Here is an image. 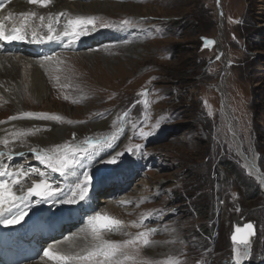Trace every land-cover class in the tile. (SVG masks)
I'll return each mask as SVG.
<instances>
[{
	"label": "rangeland",
	"instance_id": "1",
	"mask_svg": "<svg viewBox=\"0 0 264 264\" xmlns=\"http://www.w3.org/2000/svg\"><path fill=\"white\" fill-rule=\"evenodd\" d=\"M95 1L121 6L93 15L102 35L115 23L118 37L112 32L111 41L104 43V37L93 49L38 56L41 62L55 58L47 95H22L20 103L24 110L50 113L59 117L54 121L71 127L112 116L113 132L68 139L63 145L71 148H85V141H105L101 146H106L110 141L105 138L120 132L123 119L129 128L107 156L84 162L69 183L68 190L89 172L84 200L76 195L77 203L63 202V210L49 214L43 213L48 204L39 202L27 220L35 227L41 217L63 218L91 201L97 205L92 210L96 215L109 203L101 197L113 195L114 206L122 211L113 219L122 221V232L101 233L123 241L155 229L148 233L147 245L142 238L136 245V257L147 264H234L230 232L235 221H252L255 228L241 264H264V0L82 2ZM205 40L213 43L205 46ZM74 52L76 56L70 55ZM9 103L0 96L2 119L9 114ZM144 133L151 135L145 138ZM135 145L142 147L137 150ZM117 153L123 155L108 163ZM246 157L255 160V174L248 172ZM20 162L51 176L52 186L60 188L61 173L35 157ZM84 214L73 225L92 229V217ZM107 216H112L109 211ZM60 235L42 236L37 248H51L48 240ZM239 248L245 252L244 246ZM94 249L66 254L73 259L54 264H93L75 257Z\"/></svg>",
	"mask_w": 264,
	"mask_h": 264
},
{
	"label": "bare ground",
	"instance_id": "2",
	"mask_svg": "<svg viewBox=\"0 0 264 264\" xmlns=\"http://www.w3.org/2000/svg\"><path fill=\"white\" fill-rule=\"evenodd\" d=\"M82 1L83 0H50V3L46 6H42L38 3L33 4L30 0H9L5 4V7L0 9V18L12 12L17 26H19L20 21L23 19L19 17L21 12H35L37 14L25 21V27L28 31V36L25 40L0 41V96L10 102L8 104L9 114L7 116H5L6 114L4 115L3 118L5 119L0 117V122H2L0 123V152L4 153V155L0 157V163L6 166V168H0V171L15 173L23 170L28 173L26 177L20 179L19 185L12 186V190L17 196L27 194V189L33 186L34 181L39 182L43 179L51 184V176L46 178L44 175H40V172L33 170L32 164L21 165L22 162H20V159L30 160L31 157H35V154L31 151L32 148L50 150L56 145L65 144L68 139L79 140L80 137L86 133H104L103 137H105L116 128L112 125V116L92 122L84 127H71L69 124L63 122L57 123L54 120H39L23 116L25 112L35 111L23 109L20 103V97L22 95L26 97L35 96L38 99H42L48 92L49 86L47 85V80L50 78L53 68V59L55 58L48 60L43 58L44 61L41 62L37 60L41 59L37 58L38 56L55 52V55L59 57L58 55H63L64 52H71L77 49H93L99 47V45H101L100 43H103L105 40L111 41L108 38L114 37V39H116L118 37L117 28L119 27H117L115 23H112L111 26L108 27V30H106L107 32H104L103 35L96 27L94 29H96L97 32H92V26L89 25V33L80 37V39L75 42H70V38L66 37H62L59 40H44L39 43L33 41L31 36V31L33 29L37 31L38 36H46L48 34L47 25L51 23L52 27L55 29L52 34L55 36L64 31L69 19H76L77 17L94 19L96 18L93 16L95 14L114 12L121 7L117 2L115 4L113 3L114 5L110 4L111 6L107 4V6L101 1H95L91 5H83L84 3ZM40 16L44 17L43 22L39 19ZM94 22H96L95 19ZM5 23L8 28H11L13 21H5ZM112 32L115 34L113 37L110 35ZM104 37L105 39H103V42L98 41ZM219 51L220 53L222 52L221 48ZM70 55L76 56L77 53L74 52ZM26 60L30 61V63L28 62V64ZM13 116H15L16 119L9 120V117ZM128 128L127 119H123L120 126L121 133L118 131L119 133L113 136V139L110 141L111 144L109 143L104 147L98 146L95 149H90V153L86 156H76V159H79L80 163L69 165V167L61 173V184L59 186L62 192L50 198L48 202L41 199L36 200L35 196L29 197L27 201L22 203L19 201L8 202V198H0V208L11 209V211L3 212L2 215H0V219H10L13 214L21 210L26 212L24 220L18 224L8 225L0 223V264H54V261L57 260L44 257L43 250L37 248L36 241L41 239L42 236H49L51 233L56 232L61 235L47 242V244H54L52 246L53 248H49L52 252L55 248V253L60 255H66L72 252H78L79 254L84 248L86 250L88 247H96L98 241L92 229L89 228L87 224H81L79 226L73 225V223L76 224L81 212H84V215H90L92 218L95 216L92 210L97 205L92 203V201L84 204V206L78 207V213L69 211L63 218L58 216L47 221V219L41 217L36 220L37 223L35 227L27 218L33 214L34 206L35 204H39V202L48 204V207L43 209V213L49 214L52 210L54 213H57L60 209L63 210L62 201H67L73 196L77 183L72 184L69 190L68 185L76 177L81 167L85 164L84 162H98L107 156L121 140ZM13 133H23L24 135L13 139ZM4 139L9 140L7 146L3 144ZM10 151L13 154L11 160L7 158ZM16 153H23V155H17ZM244 163L248 172L253 174L256 173V162L254 159L246 157ZM13 178L16 177L9 175L0 176V180L8 179L9 182H11ZM96 186L100 188L99 185L96 184ZM94 193H96L95 190ZM77 198L76 196L75 199ZM101 198V200L109 203L106 208L96 212V214L107 216V212L109 211V214L112 215L109 217H120L119 213L122 211L120 207L114 206L112 201L114 196H103ZM123 198L126 199V197L123 196L120 200ZM77 201L79 200L77 199ZM121 202L127 203L128 201L124 200ZM12 203H16L17 207L12 208ZM127 228L130 231L132 226L128 225ZM144 231L145 230H143V232ZM101 232L104 231L101 230ZM121 232V230H118L117 235L120 236ZM101 235L107 240L112 238L109 237L107 233H101ZM239 246L240 245H234V248L243 254ZM89 252L84 253V255H87ZM151 259L153 260L154 258ZM243 260L244 258L242 261ZM129 261L135 264H141L140 261H143L142 264H147V262H145L146 259L136 256L134 260Z\"/></svg>",
	"mask_w": 264,
	"mask_h": 264
},
{
	"label": "snow or ice",
	"instance_id": "3",
	"mask_svg": "<svg viewBox=\"0 0 264 264\" xmlns=\"http://www.w3.org/2000/svg\"><path fill=\"white\" fill-rule=\"evenodd\" d=\"M33 4H40L42 6H46L50 3V0H30ZM5 7V0H0V9ZM37 14L35 12H21L19 17L23 19L20 21L19 26L14 21V15L12 12H9L8 15L0 18V41H19L25 40L28 36V31L25 27V21L30 17H34ZM39 19L41 22L44 21V17L40 16ZM5 21H13L11 28H8ZM91 25L92 28H95V22L93 18H84L77 17L76 19H69L67 21V25L62 33L59 35H53L52 33L55 29L52 27V24L49 23L47 25L48 34L46 36H38V33L35 29L31 31V36L34 42H41L44 40H53V39H61L62 37L70 38V42H75L79 40L80 37L87 35L89 33L88 26ZM205 46L213 43L212 40H205ZM46 60L51 59V57H45ZM219 59V57H217ZM67 99V97H65ZM211 114V113H209ZM24 117L35 118L39 120H55L59 119V117L50 116L47 113L43 112H25L23 113ZM16 117H9V120H15ZM2 123V122H0ZM24 135L13 133V139L19 138V136ZM145 138H147L151 133H144ZM107 141H111L113 137L105 138ZM105 143V141H85L87 147L85 148H71L68 145H56L54 148L50 150L32 148V153L35 154L36 160L43 163L48 169L55 173H63L65 169L72 164H79L80 160L76 159V155H84L89 152L90 149H95L98 146H101ZM4 145L9 144L8 139L3 140ZM142 146L135 145V148L139 150ZM132 148L128 149V152H132ZM69 153H72V157H69ZM17 155H23V153H16ZM4 153L0 152V157H2ZM123 153H117L113 156L108 163H116L117 160ZM9 160L13 158V154L9 153ZM0 168H6L5 165L0 163ZM14 176L16 178L11 179L9 182L8 179L0 180V198H8V202L19 201L24 202L29 199L31 196L39 197L41 200L48 202V200L52 197H55L57 194L61 193L62 190L59 187H53L52 184L48 183L46 180H40L39 182H33V186L27 189V194H21L17 196L13 190V185H19L20 179L26 177L28 175L27 172L20 170L15 173H8L7 171H0V176ZM40 175H44V173H40ZM91 176L89 172H83V180L80 183L76 184L77 192H73V196L70 197L66 202L69 204L77 203L75 199L76 195L79 196V200H84L89 193V184L91 183ZM57 201V200H56ZM39 202V201H37ZM17 204L12 203V208H16ZM5 211H11V209H2L0 208V215H2ZM26 215L25 211H18L16 214H13L10 219H0V223L14 225L20 223L24 220ZM92 224V232L98 241L96 247L93 251L89 252L87 255L75 257V259L82 260H90L93 261V264H124L125 261L134 260L136 254V245L138 239H143V244L147 245L149 243L148 233L155 231V229H149L148 232H140L138 233L137 238L123 240V241H112L104 239L101 235V230H106L108 232H113L119 229L122 221L118 219H113L112 217L106 215L96 214L92 220L90 221ZM241 233H244L241 235ZM255 235L254 226L251 223L244 225L243 228L237 227L235 231L231 235V240L233 245H243L245 247V252L241 254L238 250L234 248L235 258L234 264H241L243 258L248 257L249 253L247 251L250 245V237ZM44 257H47L51 260H57L61 262L68 261L73 259V257L60 255L58 253L52 252L50 249H44L43 251Z\"/></svg>",
	"mask_w": 264,
	"mask_h": 264
},
{
	"label": "water",
	"instance_id": "4",
	"mask_svg": "<svg viewBox=\"0 0 264 264\" xmlns=\"http://www.w3.org/2000/svg\"><path fill=\"white\" fill-rule=\"evenodd\" d=\"M248 223L253 224L252 221H247V222H244L243 224H239L238 221H235V222L233 223V226H232V229H231V232H230V240H231V235H232L233 232L235 231V228H237V227H241V228H243L244 225H246V224H248ZM253 226H254V225H253ZM254 230H255V228H254ZM243 234H244V233H241V235H243ZM253 237H254V235L250 237V243H251ZM231 242H232V240H231ZM232 243H233V242H232ZM237 245H239V244H237ZM240 246H243V245H240Z\"/></svg>",
	"mask_w": 264,
	"mask_h": 264
}]
</instances>
